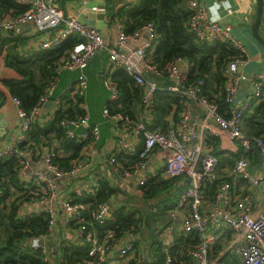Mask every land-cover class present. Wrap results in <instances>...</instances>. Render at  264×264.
Segmentation results:
<instances>
[{
  "label": "built area",
  "instance_id": "obj_1",
  "mask_svg": "<svg viewBox=\"0 0 264 264\" xmlns=\"http://www.w3.org/2000/svg\"><path fill=\"white\" fill-rule=\"evenodd\" d=\"M80 1L82 8L86 9L91 0ZM135 1L125 0L124 4ZM187 1L189 14L185 25L195 38L209 42L219 39L234 49V54L222 67L228 103L225 115L219 111L217 102L203 93L205 80L189 78L191 64L185 56H177L165 66L155 61L151 54L157 38L153 20H144L135 32L128 33L124 22L118 19L116 38L109 45L99 27L76 15H65L61 6L49 0H17L27 6L26 10L14 14L0 11V31L20 33L29 25L44 34L35 47L37 49L57 48L70 35L80 37L60 59L56 69V77L61 69L80 70L62 95H85L88 79L84 69L97 52L106 49L107 68L102 81L109 91L108 100L114 102L120 98L119 88L112 77L118 68L125 70L141 90L136 117L112 112L108 105L102 110L104 118L111 122L114 140V148L104 161L106 166L119 178L133 179L138 195L142 194L141 186L152 176L174 179L180 185L176 206L169 215L171 219H178L175 237L181 238L174 241L169 231L171 225L160 224L162 260L151 247L142 221L122 230L120 236L111 227L104 228L100 234L95 224H107L112 214L110 202L90 206L77 197L79 194L94 196L104 178L102 173L93 172L87 177L84 188H66L67 191L61 193L57 188L58 180L65 177L73 180L82 173V158L68 166H60L53 159L54 147L33 143L21 149L18 145L27 138L32 123L40 117L50 92L56 86V77L45 85L30 112L22 107L17 96L11 95L17 107L19 128L14 141L0 146V159L17 157L18 175L24 167L39 163V159L44 163L45 170H31L24 182H36L40 186L36 197L41 205L27 216L47 217L46 230L30 239L31 246L42 252L45 264H65L64 246L88 248L87 255L76 264H141L144 261L146 264H227L225 259L229 253L236 256L240 264H264V208L259 210L257 204L258 190L264 183V161L254 171L249 161L253 146L264 155V136L250 137L242 126V116L247 108L254 100L264 97V70L239 73L240 65L249 59L245 43L229 25L209 19L200 0ZM5 67L1 60L0 72ZM245 80L250 82L251 89L241 95V82ZM159 89L174 93L181 104L176 120L165 129L150 127L154 118L155 93ZM83 107L86 109V105ZM62 126L66 138L87 141L85 145L94 146L101 137L99 124L90 123L87 112L63 120ZM223 132L236 144L232 151L241 153L232 166L220 165L216 145L209 139V136L217 137ZM39 149L42 152H37ZM156 151L161 153L164 161L155 170L150 169V165ZM121 154L124 156L119 158ZM211 183H214V193L208 196ZM1 195L0 188V206L3 204ZM61 221L73 223L78 234L77 240L70 239L59 245L55 263L46 240L55 233V227ZM125 237L130 239L123 242ZM178 241L187 242L182 251L186 257L179 260L171 253V247ZM146 248L148 256L145 255Z\"/></svg>",
  "mask_w": 264,
  "mask_h": 264
},
{
  "label": "trees",
  "instance_id": "obj_2",
  "mask_svg": "<svg viewBox=\"0 0 264 264\" xmlns=\"http://www.w3.org/2000/svg\"><path fill=\"white\" fill-rule=\"evenodd\" d=\"M185 1L136 0L133 4H124L115 10V2L107 0V9L108 15L113 19H121L124 22L128 33L135 32L144 20H153L156 25L157 38L151 54L155 61L165 66L175 57L185 56L191 64L189 78L201 77L205 80L203 93L210 100L217 102L219 111L225 115L228 103L225 100V77L222 67L229 56L234 54V49L230 44L219 39L210 42L198 41L185 25L189 14ZM26 8V5L18 3L17 0H0V11L2 12L14 14L23 12ZM16 38H18L16 35L13 39L0 33V61L3 60L6 65L1 70L0 82L11 95L18 97L22 107L30 112L45 85L54 79L60 59L80 40V37L70 35L54 49L19 48L15 42ZM9 41L15 44L9 45ZM112 77L119 88L120 98L114 102L107 100L106 105L112 112L128 113L136 117L141 101L140 86L125 70L120 68L112 73ZM60 101L53 118L44 124L36 121L32 123L27 132V138L18 145L21 149L33 143H46L54 147L55 142H52L51 138H56L64 147L70 148L72 153L60 156L54 150L53 159L60 166H68L78 160L87 141L79 142L76 139L66 138L62 121L69 117L82 116L84 109L80 107L81 96H71L66 93L62 95ZM71 102L73 104L65 109L64 105ZM180 105L179 98L174 93L163 89L157 90L154 118L150 127L165 129L176 120ZM242 126L250 137L264 136V97L254 100L247 108L242 116ZM209 139L216 145L215 153L219 157L220 165H234L241 153L226 152L219 148L216 136H209ZM118 156L121 158L124 155ZM249 159L260 166L264 161V155L257 146H253L249 152ZM18 162L15 156L0 159V188L3 201L0 206V264H45L42 252L34 249L29 242L33 236L46 230L47 217L41 215L30 218L20 214L17 204L19 197L14 198L10 204L6 203L7 197L11 195L12 187L19 189L24 186L17 174ZM209 185L207 195L212 196L214 183ZM179 186L174 179L152 176L141 186L143 193L141 199L148 204V209L133 208L129 204L118 205L112 208L107 224H95V228L101 234L104 228L111 227L120 236L122 230L142 221L143 229L148 231L151 247L156 251L159 260H162V240L159 237L162 227L160 224L170 223L167 219H171L169 213L176 206ZM116 193L117 189L103 178L94 196L79 194L77 200L94 206L102 201L111 202ZM70 224L73 223L70 222ZM186 244L185 241H178L171 247V253L176 255V259L186 257L182 253ZM62 249L66 252L65 264H76L88 253V248L84 246H64Z\"/></svg>",
  "mask_w": 264,
  "mask_h": 264
},
{
  "label": "crops",
  "instance_id": "obj_3",
  "mask_svg": "<svg viewBox=\"0 0 264 264\" xmlns=\"http://www.w3.org/2000/svg\"><path fill=\"white\" fill-rule=\"evenodd\" d=\"M115 10L120 6L124 5L125 0H113ZM53 4L61 6L65 12V15H76L80 19L89 22L97 27H99L105 36L107 44L111 45L117 34V21L118 19L112 18L108 15L107 0H91L87 4V8H82V3L80 0H49ZM201 5H203L208 11L209 19L217 20L224 24L229 25L236 36L242 40L247 47L248 61L241 64L238 72H243L249 74L253 71L264 70V45L261 44L251 32V22L254 17L256 0H200ZM185 6L189 8L188 1H185ZM259 30L261 35L264 37V14L259 25ZM2 35H7L8 38H13L14 35L18 36L15 42L19 45V48H35L37 43L43 38V33L36 30L32 26H25L22 28L20 33H11L7 31H0ZM20 38V40H18ZM13 41H9L8 44H15ZM106 52V57L103 58V53ZM107 58L108 53L106 49L97 52L94 57L88 63V66L84 69V73L88 79V87L84 96H82V102L80 107L83 109V105H86L84 112L89 114L90 123H98L100 126L101 137L97 144L84 145L80 157L84 163V171L77 175L72 181L59 179L57 182V188L59 192L64 193L67 189L73 188L79 190V188H84L87 185V177H89L93 172L102 173L104 179L108 180L112 186L117 189L115 197L111 200L110 206L113 208V203L117 202L116 206L121 204L134 205L132 200L142 198V194H135L134 180L133 179H122L113 174L105 164V159L107 155L114 148V140L111 129V122L104 118L102 110L107 103L109 91L103 84V72L107 68ZM94 66H89L91 62ZM79 69H61L59 73L55 74L56 86L49 94V100L56 102V105L47 108L46 103L40 114V117L36 122L44 124L42 121H48L53 118L54 112L59 107L61 102V95L64 93L75 81L77 75L79 74ZM1 73V72H0ZM91 83L95 84L96 92L94 94L93 100L89 99V86L90 79ZM1 77V76H0ZM54 77V78H55ZM0 146L7 142H12L15 140L19 128V118L17 114V107L15 103L11 100V94L2 86L0 82ZM104 87V88H103ZM102 88L105 89L103 94ZM251 89L250 82L245 80L241 82L240 94L246 95ZM58 100V102H57ZM73 103H67L64 108L67 109ZM82 128H80L81 130ZM218 139V146L226 152H233L232 148L236 147L232 141H230L226 133L216 137ZM52 142H55L54 149L56 153L60 156L70 155L72 153L70 148L64 147L63 144L59 142L56 138H51ZM37 152H42V149L37 150ZM227 154V153H226ZM163 157L159 151H156L153 159L151 161L150 169H157L163 163ZM44 163L42 159H39V163L31 164L30 166L24 167L21 174L18 175L20 181L24 186L18 188H11V195L7 197L6 203L10 204L14 198L19 197L17 204L19 205L18 212L22 215H27L40 207V203L37 202L36 192L40 190V186L36 182L31 184H25V179L29 176V173L33 169L43 168ZM42 170V169H41ZM181 183V182H180ZM264 194V183L258 190L257 204L258 209L264 208L263 202ZM22 196V197H21ZM130 199V201H128ZM142 200V199H141ZM143 201V200H142ZM150 203V202H149ZM143 202L140 206L144 210ZM114 206V207H116ZM139 207V206H138ZM59 231L53 233L50 238L54 236H59L60 244L65 243L67 240H77L78 229L70 223H59ZM130 238L125 237L124 241H128ZM30 243V242H29ZM59 244V245H60ZM61 244V245H62ZM51 248V245H50ZM61 248V247H60ZM59 249V248H58ZM60 250V249H59ZM59 252V251H58Z\"/></svg>",
  "mask_w": 264,
  "mask_h": 264
},
{
  "label": "water",
  "instance_id": "obj_4",
  "mask_svg": "<svg viewBox=\"0 0 264 264\" xmlns=\"http://www.w3.org/2000/svg\"><path fill=\"white\" fill-rule=\"evenodd\" d=\"M264 14V0H256V8H255V13H254V17L253 20L251 22V32L252 34L255 36V38L264 45V37L261 35L260 30H259V25L260 22L262 20ZM56 105V102L53 100H48L46 102V107H52ZM219 150V149H218ZM42 170H45V166H43V168H41ZM72 177H65L62 180H71ZM117 202L113 203V207L116 206ZM59 231V225H56L55 227V232L57 233ZM40 243H43L42 240H39ZM46 243L51 245V255H52V259L53 261L56 263L57 261V253H58V248H59V244H60V238L59 236H54L53 238H48L46 240ZM149 254V250L148 248H146L145 250V255L148 256ZM141 264H146V261L142 262Z\"/></svg>",
  "mask_w": 264,
  "mask_h": 264
},
{
  "label": "rangeland",
  "instance_id": "obj_5",
  "mask_svg": "<svg viewBox=\"0 0 264 264\" xmlns=\"http://www.w3.org/2000/svg\"><path fill=\"white\" fill-rule=\"evenodd\" d=\"M102 53H103V58H105L106 57V52H102ZM93 64L95 65V61H94V63L91 62L89 64V66H94ZM91 80H94L93 75H92V78L90 79V86H89V94L91 93V95L89 96V99H92L93 100L94 94L96 92V86H95V84L91 83ZM103 88H102V93L101 94H103V92L105 90ZM249 161H250V159H249ZM261 165L260 166H257L256 164H254V163H252L250 161V168L253 171L256 170V169H259L261 167ZM128 201H130V199H128ZM132 201L134 202V205H132L133 208H140L141 207L140 205L143 203V201L141 199H139V198H136V199H134ZM263 202H264V194H263ZM144 208L148 209V204H144ZM167 220H169L170 223H171V224H168V225H171V226H169L170 227V230L169 231L173 235L174 241L175 240H180L181 237H179V238L178 237H175V227L177 226V224L179 222L178 219L173 218V219H167ZM159 237H160V240H162V237L161 236H159ZM225 262L227 264H240L239 259H237L236 256H234L232 253H229L226 256Z\"/></svg>",
  "mask_w": 264,
  "mask_h": 264
}]
</instances>
